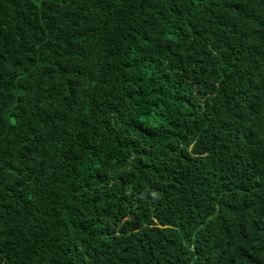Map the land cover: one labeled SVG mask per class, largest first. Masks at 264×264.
<instances>
[{
	"label": "trees",
	"instance_id": "trees-1",
	"mask_svg": "<svg viewBox=\"0 0 264 264\" xmlns=\"http://www.w3.org/2000/svg\"><path fill=\"white\" fill-rule=\"evenodd\" d=\"M0 264H264V0H0Z\"/></svg>",
	"mask_w": 264,
	"mask_h": 264
}]
</instances>
